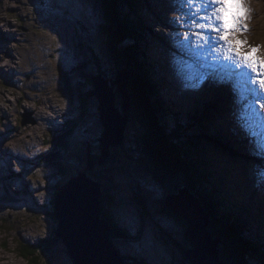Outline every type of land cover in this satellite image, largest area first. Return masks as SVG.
<instances>
[{"label":"rangeland","instance_id":"rangeland-1","mask_svg":"<svg viewBox=\"0 0 264 264\" xmlns=\"http://www.w3.org/2000/svg\"><path fill=\"white\" fill-rule=\"evenodd\" d=\"M120 1L118 5L115 0L114 7L120 8L130 18L134 16L140 19V22L136 21L138 36L133 37L129 44L138 43L140 38V45L145 44L153 52L168 51L178 54L179 57L183 56L181 50L172 51L174 48L168 46L172 45L171 40L165 41L164 37H161L162 29L165 27L160 26L161 24L153 25L155 33L149 29L151 24L148 23V17H151L152 21L156 19L151 15L154 6L149 4L150 0ZM163 1L161 3L157 0L155 3L164 4ZM108 4L110 0H0V32L2 33L0 35V264H75L62 238H58L60 241L51 246L50 252L43 253V248L45 244L52 243L56 236L57 222L52 216L56 190L70 176H76L79 171H84L86 161L92 157L95 160L100 154L101 141L90 139L93 135L100 138L102 131L97 102L91 98L83 105L81 98L82 92L85 93L93 87L89 81L90 75L113 70L114 59L110 57L108 50L110 47L107 43L109 33L105 29L106 24H110L106 18V13L109 12ZM165 5L169 6L162 12L167 11L168 17L174 18L176 22L180 16V5L175 0H167ZM245 6L249 9L248 18L252 17L251 25L254 30L250 34L252 26L251 29L247 26L248 30L240 34L245 36L244 40L249 46L259 45L264 52V0H245ZM160 18L163 16L161 15ZM111 24L116 28L117 20L113 18ZM184 32L177 31L181 38ZM163 34L167 32L163 30ZM239 38L242 39L240 36ZM163 48H166V51ZM9 51L13 60H10ZM123 62L126 64L125 59ZM146 62L147 64L139 60L138 63L142 66L143 75L145 74L143 80L144 82L146 80L147 85L151 83L153 86L150 77L154 79L151 72L149 74L147 71L149 68L158 80H167L168 84L178 88V91L179 88L181 91L189 88L186 79L196 76L197 80H200V74L203 76L202 70L205 67L199 64L200 60H197L193 67L191 65L187 68V70L191 69L189 72L191 77L175 76L169 74L171 62L168 63L166 70L164 67L155 70L148 60ZM157 79L154 80L159 86V92L164 96ZM68 85L71 89L69 93L65 89ZM141 96L140 98L148 102L147 94ZM154 96L155 93L152 97ZM257 97L256 108L259 112L257 111L255 121L250 123L248 128L263 126L264 109L259 105L264 103V94L260 93ZM186 105L190 106V102ZM86 106L90 111H86ZM196 106L199 107V104L197 103ZM41 109H45V117L50 115L51 117L42 119ZM212 113L210 115V112H199L196 120V122L202 121L201 130H205V133L202 131V136L206 137L205 146L209 145L206 149L203 144L202 150L207 151L208 156H214L211 149L221 155L215 156L218 161L212 156L217 166L221 162L226 163V160L231 164L227 167L228 171H225V175L230 171L229 168L233 170L232 166L235 164L243 174L247 173L248 179L244 176L243 182L256 184V173L253 170L256 158L250 157L254 152H250L245 145L233 143L238 142L236 137L229 140L231 146L226 142L227 151L219 147L215 143L217 139L210 136L209 131L216 130L217 135L218 130L215 127H218L219 118L224 122V129L228 130L231 120L221 111ZM200 116H203L202 119ZM198 127L200 128V124ZM233 127H236L234 123ZM126 130L124 142L119 148L118 145L111 147V152H117L116 156L120 159H125L124 153L128 156L127 163H124L127 169L124 170L122 165L117 163V170H98L97 165H94L91 171L87 170L91 177L101 181L104 194L107 187L114 195L111 196L113 201L109 207L116 211L120 224L129 227L131 234L135 235L134 239L113 240V244L121 253L132 258L127 262L125 260L124 264H139L135 258L142 260V264H181L177 251L173 249L169 240L158 235L164 234V219L162 221L157 219L156 223L159 215L153 212L150 215L156 223L153 226L150 217L144 218L140 207L134 202L132 190H141L145 195L143 196L145 201H154L161 189L154 181L155 177L146 170L147 165L138 167L135 164V157L139 156L141 159L140 151L136 145L137 141L133 139L134 131ZM255 130L256 136L260 138L257 148L263 147L261 135H264V131ZM230 131L231 127L227 133ZM241 131L244 133L243 143L247 144L248 136L243 130ZM145 134L147 136V133ZM61 139H65V146L69 145L68 149L59 146ZM89 147H91L90 153L87 152ZM229 151L231 154L228 153ZM168 165L174 168V165ZM164 170L163 173L168 175V170ZM112 171L113 174L110 176L109 172ZM233 172L228 173L227 176L235 175ZM104 174H107V177ZM227 176L223 178L232 193L227 197V202L234 201L241 194L239 203L243 207L240 206V211H245L249 215L253 211L254 215L251 217L256 219L255 221L249 217L251 220L247 222L250 226L253 223L256 225H252L249 230L246 229L245 234L252 243L262 241L261 244L264 245V232L259 230L261 227L264 228V219L260 217V212L264 209L257 204L256 198L253 204L248 201L249 197L247 200L245 196L248 192L252 193L251 190L246 189L243 193L242 189L232 185ZM167 178L175 182L172 186L176 185L174 176ZM166 183L168 188L172 187L169 181ZM7 196H13L15 201H8ZM136 196L137 194L135 198ZM106 200H110V197L103 198L102 203ZM107 204L108 202L105 203L106 206ZM257 236L260 237V241L259 239L253 241ZM40 241L43 246L38 248L36 245H41ZM28 242L37 250L35 260L37 262L32 257L29 260L21 256L23 245ZM225 255L226 264H239L230 253ZM261 257L264 261V256Z\"/></svg>","mask_w":264,"mask_h":264},{"label":"water","instance_id":"water-1","mask_svg":"<svg viewBox=\"0 0 264 264\" xmlns=\"http://www.w3.org/2000/svg\"><path fill=\"white\" fill-rule=\"evenodd\" d=\"M106 18L107 22L110 21L105 29L109 33L107 43L110 47V57L114 59L113 70L90 75L89 81L93 87L85 93L82 92L85 101L92 98L97 102L102 129L100 154L94 157L95 160L92 157L86 161L84 171H79L76 176L70 177L60 185L53 198L52 216L57 222L56 237L65 241L67 251L75 264H124L123 258L111 241V228L104 216L102 184L91 177L87 170L91 171L94 165L98 166V170L105 169L112 145L124 142L126 129L134 131L133 139L137 141L136 145L140 151L141 159L139 156L135 157V164L138 167L147 165L144 162L146 160L143 150L146 140L144 134L149 126L140 116L144 113L140 112V95L134 92L131 73L123 62L122 52L115 44L111 13H106ZM85 109L90 111L88 106ZM90 151L91 147L87 149L88 153ZM146 170L152 175L156 173L151 168ZM157 175L158 178L154 175L155 178L152 177L161 189V199L158 196L154 201H145L141 190L131 191L142 216L146 219L150 217L153 226L157 219H164V234L158 235L169 240L177 251L181 264H226L225 243L211 230L210 218L203 210L200 200L188 192L183 181L165 188L168 191L165 193L162 185L165 178ZM153 212L159 215L156 223L150 216Z\"/></svg>","mask_w":264,"mask_h":264},{"label":"trees","instance_id":"trees-1","mask_svg":"<svg viewBox=\"0 0 264 264\" xmlns=\"http://www.w3.org/2000/svg\"><path fill=\"white\" fill-rule=\"evenodd\" d=\"M114 1L115 0H110L108 8L109 13L112 15V19L114 18L117 20V27L114 28L115 44L122 52L126 65L131 73L132 87L134 88V92L138 93L140 97H142L141 94H147L149 96L147 100L148 102L144 101L142 98L139 99L140 112L144 111V113H141L140 116L149 126V128L146 130L147 136H145V139L148 141L145 142V147L143 150V156L146 160L144 162L147 164L148 168H151L152 171H156V173L153 174L156 178H158L157 174L165 178L166 181L162 180V185L164 187L163 189L168 188L166 183L168 181L170 186L174 184L171 179L167 178L174 176L177 183L179 181H183L186 188L200 199L203 210L210 218L211 230L215 235L223 239L225 243V252L227 255L230 253L231 257L239 264H264L263 258L261 257L262 255L264 256V245L261 244L262 241L260 243H252V241L248 239V236L245 235L246 229L249 230L252 225H255V223H253L250 226V223L247 221L251 220L252 218L256 221V219L251 217L249 214L244 215V212L242 214L239 213L240 204L237 201L234 200L227 202V197L232 193L230 192L228 188L229 186L226 184L225 179L222 177L218 178L215 175L214 168L217 169V166L215 165L214 160H218L213 155H209V157H207V151H203V148H201L203 144L205 146V143L207 142L205 139L206 137L202 136V131L205 133V130H201L202 121L196 122L197 114L195 116L186 118L185 121H183L182 118L174 115V110L167 105L165 97L159 92V86L154 80L155 76L152 71H149V68H147V71L149 74L151 72L154 77V79L150 77L154 87L151 85V83L147 85L146 80L144 82L143 76H145V74L143 75L144 71L141 69L142 66L138 62L141 60L147 64V57L142 46L140 45V38L138 39V43H128L133 40V37L138 36L136 29L138 22L136 21L139 19L133 16L130 18L128 15H125L120 10V8L114 7ZM120 3L121 1L119 2V0H117V4L119 5ZM147 76L149 75L147 74ZM144 83L147 86H145ZM65 89L68 93L71 92L69 85ZM154 93L155 96L152 97ZM81 99L84 105V97L82 96ZM199 124L200 128L198 127ZM90 139L91 141H93V139L96 141L100 140V138H97L95 135L90 137ZM119 145L117 148L120 147ZM59 146H61L63 149H68L69 145L65 146V139H61ZM205 148L207 149L206 146ZM111 153L112 156L110 155L108 160L105 162V171H109L110 169L117 170V163L121 164L122 166H124V163H127L126 160H128V156H126L125 153V159L118 158L116 156L117 152ZM212 156L214 157V160L212 159ZM167 163L174 165V168L172 167V169ZM227 167L228 166L219 168L224 171H228ZM164 169L168 170V175L163 173V171H165ZM166 189L164 190L165 193L168 192ZM162 194L165 196L164 193ZM162 197L163 196L160 195L159 199ZM6 198H8V201L10 202L14 199L13 196H7ZM237 200L239 199L237 198ZM233 206L236 209H234ZM231 207L233 209H231ZM241 207L243 206L241 205ZM104 209V216H106V219L110 222L112 228V240L118 239L122 241V238L123 240H127L135 237L131 234L130 229H127L125 226L120 224L115 212L111 207L104 205ZM236 212L237 216H235ZM247 216L251 217V219ZM231 217L236 223L235 228L232 227L233 224L231 222L228 223L229 218ZM238 219H240V221H238ZM54 221L56 220L54 219ZM261 228L264 232V228ZM235 229L236 231L240 230L241 232H236ZM258 239L260 241L259 236H257L253 241H257ZM59 241L60 240L55 236L52 240V243L46 242L47 244H45L43 248V253L50 252L51 246ZM41 242L42 241L39 243L41 244ZM31 246L32 244L24 243L22 250L23 253L21 256L29 260L32 257L35 261L37 250ZM36 246L40 248L43 246V244ZM29 249L31 250L29 251ZM225 257L227 258L226 255ZM123 258L127 262L128 260L130 261L131 257L130 255H123ZM232 258L228 257V259ZM135 259L138 261L137 263H143L142 260L138 258Z\"/></svg>","mask_w":264,"mask_h":264},{"label":"snow or ice","instance_id":"snow-or-ice-1","mask_svg":"<svg viewBox=\"0 0 264 264\" xmlns=\"http://www.w3.org/2000/svg\"><path fill=\"white\" fill-rule=\"evenodd\" d=\"M180 16L176 21L186 29L177 41L191 56L217 70L221 82L233 87L243 101L264 91V55L261 46H249L239 33L246 32L249 9L245 0H177ZM211 61V63H209ZM191 67V65H189ZM191 82L197 77L192 76ZM205 79L204 76L199 77ZM264 109V103H260ZM264 144V135H261Z\"/></svg>","mask_w":264,"mask_h":264},{"label":"bare ground","instance_id":"bare-ground-1","mask_svg":"<svg viewBox=\"0 0 264 264\" xmlns=\"http://www.w3.org/2000/svg\"><path fill=\"white\" fill-rule=\"evenodd\" d=\"M155 1H157V0H150V1H148L149 2V4L151 5V6H154L153 7V9H151L153 12L151 13V15H153V16H155V18L156 19H154L153 21H152V19H151V17H148V23L149 24H151L150 25V27H149V29L151 30V31H153V25H155L156 24V26H157V24H161L160 26H163V27H165V28H163L162 29V32L161 33H163V30H165L167 33H168V35H167V39H168V41L170 40V39H172L173 37H175L176 35H178V33H177V31H181V30H186V29H184V28H182V27H179L178 25H177V23L174 21V18L173 19H171L170 17H168V15H167V11H165L164 13L162 12L163 11V9L165 8V7H168L169 5H165L166 4V2H167V0H164L163 2H164V4H161L162 3V0H159L161 3L160 4H157V3H155ZM254 1V0H253ZM255 4V3H254ZM172 6H174V4H172ZM176 7H178L177 5H176ZM149 10H150V7L148 6L147 7ZM163 16V18H160V16ZM251 21H252V17H249L248 19H246V21H245V23H246V25L247 26H250V29H251ZM154 23V24H153ZM5 26V25H4ZM158 28H159V26H158ZM169 30V31H168ZM253 30H254V28H253V26H252V29H251V32H250V34H252V32H253ZM154 33H155V31H153ZM160 33V34H161ZM0 35H2V33L0 32ZM243 40L244 39H246L245 38V36L244 35H242V34H238ZM252 36V35H251ZM3 37V36H2ZM144 38H146L145 37V35H144ZM145 41H147V39H145ZM144 42V41H143ZM129 43V42H128ZM145 43V42H144ZM145 45V44H144ZM175 45H177V42L175 43ZM146 46V45H145ZM141 47V46H140ZM178 47V49H180L181 51H182V55L183 56H188L190 59H192V60H194L193 61V63H191V65H192V67L194 66V63L196 62V58L195 57H193V56H191L190 55V53L186 50V49H184V48H181L179 45L177 46ZM163 49H165V51H166V48H163ZM168 51H166L165 53H164V55H158V56H155V58L157 59V60H159V64H162V67H164V69L166 70V68H168V66H169V64H168V58L166 57V56H168V53H167ZM261 52L262 53H260L261 55H264V52L262 51V49H261ZM9 55H11V58H10V60H13L14 58L12 57V54H11V51H9ZM147 56V55H146ZM169 57V56H168ZM8 58V57H7ZM7 58H5V59H7ZM170 59H171V63H172V65L170 66V68H169V71L172 73V74H174L175 76H177L178 74L179 75H181V73H183L184 71H189L190 69H188L187 70V68H189V66L188 67H186V66H184V65H182V63H181V57H177V58H175V59H172L171 57H170ZM209 63H211V61L209 62ZM200 65H203V62L202 61H200V63H199ZM177 68H181L180 70L179 69H177ZM209 68H211L210 66H209ZM3 69V68H2ZM178 71V72H177ZM211 71L213 72V73H215L217 76H219L218 75V72H217V70H215V69H213V68H211ZM216 71V72H215ZM175 82V81H174ZM186 82L189 84L188 85V87L189 88H187L186 89V91H184L183 93H185V92H187V97H186V102H188V99L189 98H191L192 97V88H191V86H190V84L192 83L191 82V79L190 78H188V79H186ZM221 86L223 87V89H226V90H228V92L227 93H225L224 94V97L223 98H217V101H216V103H220L222 106H224V110H226V112L233 118V119H235V121L237 122V126H238V131H239V133L240 134H242L241 133V128H240V124H242V123H244V125L245 126H249L250 125V123H252L253 121H255V119H256V117H257V108H256V106H254V100L255 99H257V96H258V93H260V91H258L257 93H256V95L255 96H251V97H249L248 99H246V100H243V101H240V100H238V97H237V95L234 93V91H233V87L231 86V84H229L228 82H222L221 83ZM174 87V86H173ZM200 88H201V91L202 92H204V87H203V85H200ZM209 89H211V88H209ZM209 89H207V91L208 92H210L209 91ZM173 90V89H172ZM233 97V98H232ZM193 108V107H192ZM212 109V110H211ZM41 111H42V113H41V116H42V119H47V117H51V115L50 116H47V117H45L46 116V111H45V109L44 110H42L41 109ZM216 111L217 112H220L221 110H220V108L219 107H217V106H213V104H211V105H208L206 108H201L200 109V112H203V113H209L210 112V115H212L213 113L212 112H215L216 113ZM53 112V111H52ZM254 112V115H252V113ZM182 119H183V121H185V119H186V117L185 116H182L181 117ZM217 123H218V126H220L221 125V122L217 119ZM259 131H264V124H263V126H261L260 128H257ZM246 130H249L248 132V142H249V146L251 147V149L252 150H255L256 148H257V146L259 145V139L260 138H258L257 136H256V134H255V128H246ZM125 131H127V130H125ZM209 134H210V136H212V129H210V131H209ZM124 135H125V133H124ZM146 135V134H145ZM101 137V136H100ZM234 137H236V135L234 136ZM74 141V140H73ZM233 143H236V142H233ZM258 144V145H257ZM114 146H117V144H115V145H112V147H114ZM206 146L207 147H209V145L208 144H206ZM211 147V146H210ZM259 158V160H258V162L259 161H261L262 163H264V157L263 156H258ZM226 163L228 164V166H231V164L228 162V161H226ZM218 166H225L224 164H218ZM229 173H231L232 174V171H234L235 173H237V175H238V177H239V180H240V183H239V185L238 186H240V187H246V188H249L250 190H253V193H255V194H260L261 195V200H260V203H261V205H262V208L264 209V186H263V181H264V170L262 171V172H260V170H256V181H255V183L259 186V187H257L255 184H251V186H249V184L248 183H243V178H244V174L240 171V170H237L236 168H233V170H231V168H229ZM231 179L232 180H234V177H233V175H231ZM188 190V189H187ZM263 190V191H262ZM188 192L190 193V194H193L191 191H189L188 190ZM250 194H252V193H250ZM196 196V195H195ZM235 206V205H234ZM233 206V208L234 209H236L235 207ZM232 207H231V209H233ZM244 212V215H246L247 213L245 212V211H240L239 213H243ZM235 216H237V212L235 213ZM247 217H249V216H247ZM260 217H262V219H264V210L263 211H261L260 212ZM238 221H240V219H238ZM232 223L233 224V228H235L236 227V223L234 222V219L231 217V218H229V221H228V223ZM259 230H262V229H259ZM235 231H236V229H235ZM236 232H241L240 230H238V231H236ZM244 235V234H243ZM245 235H247V234H245ZM29 243V242H28ZM120 252V251H119ZM122 258V257H121Z\"/></svg>","mask_w":264,"mask_h":264}]
</instances>
